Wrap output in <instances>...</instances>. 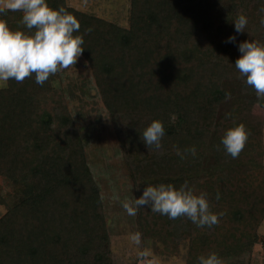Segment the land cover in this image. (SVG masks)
<instances>
[{"label": "trees", "instance_id": "16d2710c", "mask_svg": "<svg viewBox=\"0 0 264 264\" xmlns=\"http://www.w3.org/2000/svg\"><path fill=\"white\" fill-rule=\"evenodd\" d=\"M48 3L80 22L82 55L113 122L135 196L147 184L179 187L187 180L219 214V223L200 228L186 217L169 219L140 207V234L176 242L190 236L193 264L209 252L241 261L259 241L264 218L262 118L253 109L264 107V97L244 83L234 63L240 42L264 44V0H131L128 27L65 0ZM0 9L11 29L28 31L21 11ZM240 14L248 24L238 33ZM233 35L236 41L227 42ZM53 93L50 78L39 85L34 75L0 88V175L16 194L0 216V264H141L114 260L85 141L63 97L51 99ZM154 119L163 122L165 135L162 149L149 152L140 131ZM237 124L248 139L232 158L221 137ZM193 146L195 156L186 151Z\"/></svg>", "mask_w": 264, "mask_h": 264}, {"label": "clouds", "instance_id": "9594fccd", "mask_svg": "<svg viewBox=\"0 0 264 264\" xmlns=\"http://www.w3.org/2000/svg\"><path fill=\"white\" fill-rule=\"evenodd\" d=\"M7 8L22 12L21 23L28 31L11 29L0 20V82H23L26 77L34 75L35 83L43 85L51 74L75 65L85 48L83 36L79 34L80 22L74 15L63 7H51L48 0H9ZM260 23L264 25V17ZM247 24L246 15H238L234 20L235 31H245ZM91 31V27L85 29V32ZM235 41L234 35L227 38V42ZM238 49L241 55L235 60V68L244 83L255 90L257 97H264V44L250 39L240 42ZM225 95L230 98L231 93ZM140 133L149 152L162 149L165 128L161 120H152ZM247 139L244 125L237 124L226 129L221 144L226 154L236 158ZM186 151L196 155L195 146ZM177 154L185 158L183 153L178 151ZM219 198L218 193L216 199ZM144 206L169 219L186 217L200 228L219 223V214L211 211L207 194H197L187 180L179 187L163 182L147 184L142 195H133L132 199L122 201L128 215H135L137 209ZM132 239L139 242V235ZM197 264L223 262L216 252H209L198 256Z\"/></svg>", "mask_w": 264, "mask_h": 264}, {"label": "rangeland", "instance_id": "374dc122", "mask_svg": "<svg viewBox=\"0 0 264 264\" xmlns=\"http://www.w3.org/2000/svg\"><path fill=\"white\" fill-rule=\"evenodd\" d=\"M68 6L128 27L131 0H65ZM9 0H0L7 8ZM21 23V21H20ZM51 99L63 97L85 141L87 162L99 186L104 201L105 220L110 236L112 255L116 262L141 264H193L190 254L191 237L179 241L163 236L144 237L139 232L137 211L128 215L122 201L135 196L134 183L119 141L100 97L90 63L81 55L75 65L51 74ZM7 82H0V88ZM262 118V179L264 183V107L255 105ZM3 199L4 201H2ZM16 199L14 186L0 175V216ZM259 241L249 252L236 259H222L223 264H264V218L257 228ZM139 235V242L132 237Z\"/></svg>", "mask_w": 264, "mask_h": 264}]
</instances>
